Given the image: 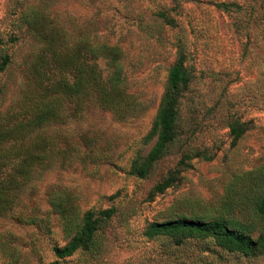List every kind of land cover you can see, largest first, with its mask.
I'll return each mask as SVG.
<instances>
[{
    "label": "rangeland",
    "instance_id": "374dc122",
    "mask_svg": "<svg viewBox=\"0 0 264 264\" xmlns=\"http://www.w3.org/2000/svg\"><path fill=\"white\" fill-rule=\"evenodd\" d=\"M48 36L74 52L78 66L93 62L89 45L119 47L125 98L119 112L86 91L57 98L60 117L43 131L59 156L38 167L13 208L0 213V264L57 260L55 248L77 230H68L54 204L79 217L114 209L111 219L98 216L91 249L59 264H264V254L230 253L211 240L177 244L145 234L152 223L220 209L231 197L245 204L239 179L264 168V0H0V121L40 109L35 65ZM181 52L192 79L181 102L182 133L140 179L132 164L156 143L148 136ZM96 63L104 76L111 72L107 59ZM235 120L250 130L233 145ZM198 151L214 158L187 161L173 187L155 191L183 156Z\"/></svg>",
    "mask_w": 264,
    "mask_h": 264
},
{
    "label": "trees",
    "instance_id": "16d2710c",
    "mask_svg": "<svg viewBox=\"0 0 264 264\" xmlns=\"http://www.w3.org/2000/svg\"><path fill=\"white\" fill-rule=\"evenodd\" d=\"M81 52L76 51L78 54ZM87 54L93 62L78 66L74 52L71 53L69 48L60 45L56 37L48 36L35 65L36 70L40 66V71L36 72L40 80V109L36 112V109H28L22 117L0 121V213L13 208L20 189L28 184L38 167L50 166L59 156L54 150L53 137L43 131L50 122L60 117L56 106L57 98L70 100L86 91L104 109L117 112L121 109L119 101L125 98L123 68L120 64L122 50L108 44L89 45ZM99 58L109 61L111 72L106 76L96 63ZM186 61L187 56L179 53L169 72L167 89L148 136L149 140L156 139L153 149L145 159H137L132 164V174L140 179L150 176L154 166L167 157L171 146L181 136V102L187 95L192 80ZM9 62V56L5 57L1 70ZM47 95L50 96L49 99ZM9 116L10 113L6 118ZM37 129H40V133L34 135ZM249 130L247 123L233 121L230 124L233 145ZM11 140L23 142L11 148L2 147ZM197 158L212 160L214 155L198 151L191 156H183L177 168L170 171L167 178L156 186L155 191L164 192L173 187L179 180L181 170L188 167L187 161ZM239 181L246 187L241 197L245 199V204L240 201L237 203L231 197L220 209L179 213L165 222L150 224L146 236L151 239L168 237L177 244L191 239L211 240L230 253L245 256L264 254V168L246 173ZM54 206L61 210L68 230H77V234L66 246L55 248L57 260L51 264H59V261L79 251H89L100 229L101 219L98 216L111 219L114 214V209H109L99 213L100 215L87 211L79 217L59 204Z\"/></svg>",
    "mask_w": 264,
    "mask_h": 264
}]
</instances>
